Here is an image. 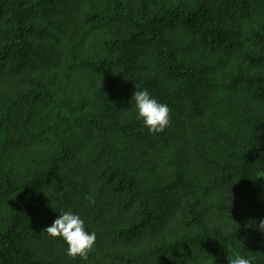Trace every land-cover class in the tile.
I'll list each match as a JSON object with an SVG mask.
<instances>
[{
	"label": "trees",
	"instance_id": "1",
	"mask_svg": "<svg viewBox=\"0 0 264 264\" xmlns=\"http://www.w3.org/2000/svg\"><path fill=\"white\" fill-rule=\"evenodd\" d=\"M263 172L264 0H0V264H264Z\"/></svg>",
	"mask_w": 264,
	"mask_h": 264
},
{
	"label": "clouds",
	"instance_id": "2",
	"mask_svg": "<svg viewBox=\"0 0 264 264\" xmlns=\"http://www.w3.org/2000/svg\"><path fill=\"white\" fill-rule=\"evenodd\" d=\"M132 103L135 105L137 119L142 120L150 133L162 132L168 126L171 118L169 106L147 89L136 90L132 96ZM257 227L264 231V221ZM43 231L53 238L61 237L68 246L66 254L73 258L79 256L87 259L97 240L96 232L89 231L83 218L71 209L61 210V215ZM230 264H257V257L237 254L230 260Z\"/></svg>",
	"mask_w": 264,
	"mask_h": 264
},
{
	"label": "rangeland",
	"instance_id": "3",
	"mask_svg": "<svg viewBox=\"0 0 264 264\" xmlns=\"http://www.w3.org/2000/svg\"><path fill=\"white\" fill-rule=\"evenodd\" d=\"M259 188L258 199L264 201V172L260 174V180L257 183Z\"/></svg>",
	"mask_w": 264,
	"mask_h": 264
}]
</instances>
